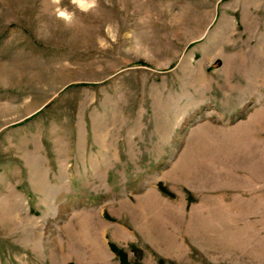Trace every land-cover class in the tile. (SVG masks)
<instances>
[{
    "label": "rangeland",
    "instance_id": "obj_1",
    "mask_svg": "<svg viewBox=\"0 0 264 264\" xmlns=\"http://www.w3.org/2000/svg\"><path fill=\"white\" fill-rule=\"evenodd\" d=\"M264 264V0H0V264Z\"/></svg>",
    "mask_w": 264,
    "mask_h": 264
},
{
    "label": "trees",
    "instance_id": "obj_2",
    "mask_svg": "<svg viewBox=\"0 0 264 264\" xmlns=\"http://www.w3.org/2000/svg\"><path fill=\"white\" fill-rule=\"evenodd\" d=\"M112 250H113V252H114L115 254L118 255V257H119L121 263H122V264H125V256H124V254H123L121 251H118V250H116V249H113V248H112Z\"/></svg>",
    "mask_w": 264,
    "mask_h": 264
}]
</instances>
